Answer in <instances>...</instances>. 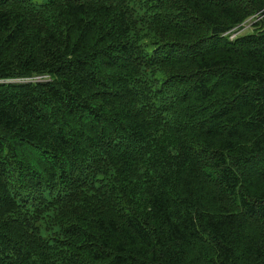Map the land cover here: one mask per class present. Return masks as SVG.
<instances>
[{"label": "trees", "instance_id": "obj_1", "mask_svg": "<svg viewBox=\"0 0 264 264\" xmlns=\"http://www.w3.org/2000/svg\"><path fill=\"white\" fill-rule=\"evenodd\" d=\"M0 264H264V0H0Z\"/></svg>", "mask_w": 264, "mask_h": 264}, {"label": "rangeland", "instance_id": "obj_2", "mask_svg": "<svg viewBox=\"0 0 264 264\" xmlns=\"http://www.w3.org/2000/svg\"><path fill=\"white\" fill-rule=\"evenodd\" d=\"M252 23H253V20H251V19L249 20V19H248V20L242 25V27H243V26H244V27H243V28H240L241 30H239L238 32H239V33H242V32L245 33V32H247V31L251 30V24H252ZM231 35H232V34H231Z\"/></svg>", "mask_w": 264, "mask_h": 264}, {"label": "built area", "instance_id": "obj_3", "mask_svg": "<svg viewBox=\"0 0 264 264\" xmlns=\"http://www.w3.org/2000/svg\"><path fill=\"white\" fill-rule=\"evenodd\" d=\"M237 33H239V32L237 31L236 33H233V34L231 35V38H234V37L236 36ZM34 79H35V80H39V79H41V76H37V77H35Z\"/></svg>", "mask_w": 264, "mask_h": 264}]
</instances>
